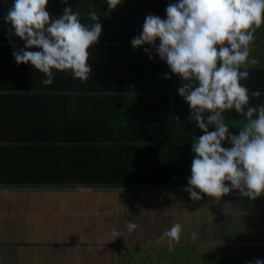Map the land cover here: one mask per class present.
<instances>
[{
    "label": "trees",
    "instance_id": "16d2710c",
    "mask_svg": "<svg viewBox=\"0 0 264 264\" xmlns=\"http://www.w3.org/2000/svg\"><path fill=\"white\" fill-rule=\"evenodd\" d=\"M262 17L264 0H0V186L264 188V71L166 38L171 20ZM245 97L254 115L208 107Z\"/></svg>",
    "mask_w": 264,
    "mask_h": 264
},
{
    "label": "crops",
    "instance_id": "0c3cea01",
    "mask_svg": "<svg viewBox=\"0 0 264 264\" xmlns=\"http://www.w3.org/2000/svg\"><path fill=\"white\" fill-rule=\"evenodd\" d=\"M171 21L168 42L235 45L243 69L264 71V17ZM234 71L233 89L258 86L245 71ZM247 99L209 101L208 107L240 105L254 115L250 106L259 101ZM226 159L223 168L232 176L235 161ZM257 159L256 167L264 169V152ZM0 188L8 189L0 190V264H164L163 248L173 246L189 257L177 264H264V188ZM10 221L18 230L4 240ZM215 250L218 259L208 260Z\"/></svg>",
    "mask_w": 264,
    "mask_h": 264
},
{
    "label": "rangeland",
    "instance_id": "374dc122",
    "mask_svg": "<svg viewBox=\"0 0 264 264\" xmlns=\"http://www.w3.org/2000/svg\"><path fill=\"white\" fill-rule=\"evenodd\" d=\"M172 22V21H171ZM175 21L172 22V24H174ZM176 24V23H175ZM0 190H2L0 188ZM8 189H3L2 191H7ZM41 191V190H40ZM44 191H47V190H44ZM10 200H16L17 201V198H11ZM10 229H9V234L8 236H5L4 237V240H12V237L14 235V232L15 230H18L17 227L18 225H15L16 223H14V221H10ZM29 225V223H28ZM23 228H27L26 226H23ZM164 251H168V256H165L164 257V264H168V263H174V264H177L178 262L182 261V260H185V259H189V257L187 255H184L183 253V248L182 247H179V246H173L169 249L167 248H163ZM211 251H214V249L211 248ZM215 253H216V250H215ZM220 255V251L216 253V255H210L211 257H209L208 260H213V261H216L218 259ZM168 258V259H167Z\"/></svg>",
    "mask_w": 264,
    "mask_h": 264
}]
</instances>
